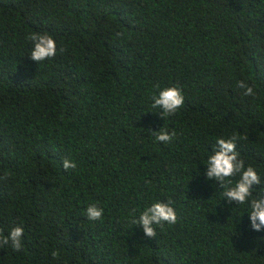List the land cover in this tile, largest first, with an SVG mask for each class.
Masks as SVG:
<instances>
[{"label":"trees","instance_id":"trees-1","mask_svg":"<svg viewBox=\"0 0 264 264\" xmlns=\"http://www.w3.org/2000/svg\"><path fill=\"white\" fill-rule=\"evenodd\" d=\"M32 32L52 58L30 59ZM172 85L184 104L163 118ZM233 134L264 182V0H0V234L24 228L0 264H264V231L205 178ZM169 200L175 224L133 225Z\"/></svg>","mask_w":264,"mask_h":264},{"label":"clouds","instance_id":"clouds-1","mask_svg":"<svg viewBox=\"0 0 264 264\" xmlns=\"http://www.w3.org/2000/svg\"><path fill=\"white\" fill-rule=\"evenodd\" d=\"M26 39L31 41L33 48L30 52V59L37 64L52 58L56 54V43L54 38L48 33L32 32L26 35ZM159 88V85L156 86ZM237 87L243 89L244 96H255L254 89L245 80L237 81ZM152 108L160 109L159 115L163 118L175 114L184 104L182 89L176 85L164 87L159 90L158 95L152 97ZM155 139L162 143H169L176 136L173 129L171 132L161 128L152 131ZM238 137L233 134L228 138L218 137L212 145L211 154L207 157L205 178L214 180L216 185L222 189L221 195L231 204L245 205L249 214V226L256 232L264 231V190L257 195H253V189L262 185V179L257 170L245 163L237 151ZM62 167L65 170L75 169L76 163L68 159L62 160ZM235 178V179H234ZM6 179V177H0ZM86 216L89 220H100L103 216V208L96 204H90L86 209ZM177 222V214L172 207V202L155 201L147 206L139 215L138 219H133V225H140L145 236L154 238L157 235L156 227L163 228L164 224L173 225ZM2 231V230H0ZM24 228L17 224L7 235L0 234V248L10 246L15 251H20L23 247L22 237ZM56 255L55 252L52 253Z\"/></svg>","mask_w":264,"mask_h":264}]
</instances>
